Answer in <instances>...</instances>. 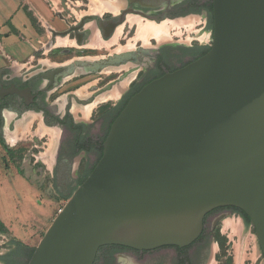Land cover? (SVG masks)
<instances>
[{"label":"water","instance_id":"1","mask_svg":"<svg viewBox=\"0 0 264 264\" xmlns=\"http://www.w3.org/2000/svg\"><path fill=\"white\" fill-rule=\"evenodd\" d=\"M212 1L209 52L130 99L28 264H95L108 245L188 247L224 207L249 218L264 256V0Z\"/></svg>","mask_w":264,"mask_h":264},{"label":"flooded vegetation","instance_id":"2","mask_svg":"<svg viewBox=\"0 0 264 264\" xmlns=\"http://www.w3.org/2000/svg\"><path fill=\"white\" fill-rule=\"evenodd\" d=\"M117 4H120L118 13L108 11L102 17V14L97 13L86 15L78 24H71L60 14L59 18L67 28L52 31V38L53 44L57 42V48L73 47L75 43L82 47L98 43L106 51L107 44L122 29V35H118V38L121 35L119 41L117 39L118 42L109 46L112 50L124 48L122 51L99 57L75 58L64 63L39 60L32 67L19 69L18 73L11 68L0 71L1 139L5 140L8 134L12 137L17 122L28 114L39 115L46 129L58 132L56 151L50 157L51 138L36 135L39 121L33 123L30 129L35 138L32 140L35 143L33 149L37 151L32 157L38 159L36 157L44 155L45 159L52 160V164L44 159L41 163L35 161L34 166L46 167V174H40L38 178L55 181L64 198L72 196L93 172L103 156L113 122L130 99L151 82L203 57L213 42L212 0H117ZM96 15L98 18H93ZM134 17L157 25L190 17L204 19V22L197 31L188 33L184 30L180 35L172 32L169 40L158 42L152 39L148 46L137 41L135 47L127 49L129 43L133 44L137 38V24L129 25L132 24L130 19ZM206 29H209L208 38L201 39L207 34ZM59 39H69L73 44L59 45ZM110 58H114L116 63L103 68L100 73L85 72L92 70L91 64ZM79 63L88 65L79 68ZM105 70H111V73L100 78L98 86L91 85L92 81H85L87 76L103 75ZM128 80L127 87L117 99L97 103L90 116L85 118L81 108L93 105L98 97ZM83 89L86 91L84 97L78 94ZM20 138L19 135L15 141ZM20 176L29 180L26 176ZM236 210L224 207L208 214L203 234L188 247L164 246L153 250H135L108 245L99 249L95 264H211L216 253L213 249L216 228L224 217ZM209 221L211 227L207 230Z\"/></svg>","mask_w":264,"mask_h":264},{"label":"rangeland","instance_id":"3","mask_svg":"<svg viewBox=\"0 0 264 264\" xmlns=\"http://www.w3.org/2000/svg\"><path fill=\"white\" fill-rule=\"evenodd\" d=\"M46 2L49 8L54 9L59 14H63L71 24H78L86 15L93 13L89 0H46ZM114 2L117 3L116 0ZM66 4L68 5L66 6ZM93 18H98V16H93ZM187 20H189V23L184 24L185 21L188 22ZM183 21L182 23L175 21L180 26L178 25L179 27L172 30L173 33H181L184 30L188 33L197 31L203 25L204 19L190 17ZM206 33L201 39L208 38L209 29H206ZM23 34L26 37L29 35L28 31L23 32ZM137 41H141L144 44L142 40ZM137 41L134 39L133 44L129 43L127 49H132L131 46L135 47ZM56 43L53 44V38L49 36H45L43 44L37 43L39 45V52L35 56L36 59L30 61L28 68L36 65L39 60H45L48 63H64L75 58L99 57L110 52H120L124 49L118 48L112 50L107 47L105 51L101 49L98 43L88 45V47L86 44L85 47H82V45L75 43L73 47L57 48ZM67 50H70V52L67 53ZM15 71L17 73L18 71L20 72L19 69H15ZM110 73L109 71L103 73V75H89L85 81H92L91 85L98 86V83H101L98 82L99 79L107 77ZM84 89L81 91L82 95L78 93L82 97H84L83 94L86 92ZM96 105L93 106V109ZM10 136L6 135L5 140L0 137V222H2L5 229L11 235L17 233L20 235L21 229L26 230L28 233L40 230L38 240H42L45 232L71 198V195L66 198L62 197L63 195L58 191L55 181L38 178L40 174H46L44 170L46 167H37L33 164L35 161L41 163L43 159L45 161L46 159L44 155L36 157L38 159L32 157L37 151L33 149L35 143L32 140L35 138H33L30 130L25 136H21L17 142H11L9 140ZM20 175L26 176L29 180L26 179V181ZM228 223L229 225H227ZM210 227L211 222L207 224L206 229L209 230ZM5 234L7 235V233L0 232V257L7 250L4 238ZM215 234L216 241L213 244V249H215L216 253L212 262L213 264H264V256L260 249L255 230L250 224H247L240 213L232 211L224 217L219 222ZM217 239L218 243H216ZM127 257L131 258L130 256Z\"/></svg>","mask_w":264,"mask_h":264},{"label":"crops","instance_id":"4","mask_svg":"<svg viewBox=\"0 0 264 264\" xmlns=\"http://www.w3.org/2000/svg\"><path fill=\"white\" fill-rule=\"evenodd\" d=\"M59 15L49 8L46 0H0V71L27 68L30 61L36 59L38 44L43 43L45 36L52 38V31L66 30ZM27 31L28 38L23 34ZM58 44L72 45L73 41L59 39ZM20 231V235L8 232L4 235L7 250L1 255L0 264L29 263L41 241L38 240L40 230L33 233Z\"/></svg>","mask_w":264,"mask_h":264},{"label":"bare ground","instance_id":"5","mask_svg":"<svg viewBox=\"0 0 264 264\" xmlns=\"http://www.w3.org/2000/svg\"><path fill=\"white\" fill-rule=\"evenodd\" d=\"M90 3L92 5V7L90 6L91 11L94 13L98 12L99 14H102L105 11H113V13L117 12L119 7H120V4H117L116 2H111L110 0H90ZM187 21L188 22H186V21L184 22L182 20V21H179V23H182V22H184V24L189 23V20H187ZM130 22L132 24H137V26H138V33H137L136 41L142 40V41H144L146 46L149 45L150 39H156L158 42L171 39L172 30H174L176 27L180 26L178 24V22H165L161 25H157V24H153V23H149V22H143L141 19H136V18L130 19ZM121 32H122V29L119 30L118 35ZM180 34L181 33L177 32V35H180ZM118 35L115 36L111 40V42H109L107 44L108 47L110 45L114 44L115 42H117ZM108 71H111V70H105L104 72L107 73ZM128 82H129V80L125 81L124 83H122L118 86H116L113 91H110V92L105 93L102 96L98 97L96 99V102L94 103V105H96L97 103H100V102H106V101L111 100V99H117L120 96V94L122 93V91L127 87ZM80 94H81V92H80ZM94 105H91L87 108H81L80 109L83 112V114L85 115V118H88L90 116ZM36 121H39V123H40V126L36 132V135H38L39 137H44V136H50L51 137V141H50L51 144L49 146L48 155L50 157H53L54 152L56 151V147H57L58 132L46 129L42 125L41 117L39 115L28 114L25 117H23L21 121L17 122L16 132L12 137H9V140L11 142L12 141L15 142L16 138H18L19 135L25 136V134L27 132H29V130L31 129V126L33 125V123H35ZM46 160L48 161L49 164H52L51 158H48ZM227 225H229V223ZM211 264H213V263H211Z\"/></svg>","mask_w":264,"mask_h":264},{"label":"trees","instance_id":"6","mask_svg":"<svg viewBox=\"0 0 264 264\" xmlns=\"http://www.w3.org/2000/svg\"><path fill=\"white\" fill-rule=\"evenodd\" d=\"M236 212L240 213L242 215V217L245 219V221L247 222V224H250L249 218L240 210H236ZM0 232L2 233H7L8 231L5 229L4 225L2 224V222H0ZM35 251V250H34ZM33 251V252H34Z\"/></svg>","mask_w":264,"mask_h":264}]
</instances>
